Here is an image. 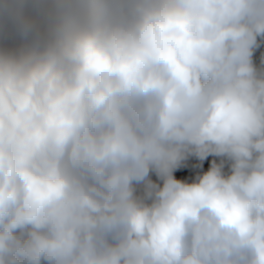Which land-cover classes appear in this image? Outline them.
<instances>
[{
  "label": "clouds",
  "instance_id": "1",
  "mask_svg": "<svg viewBox=\"0 0 264 264\" xmlns=\"http://www.w3.org/2000/svg\"><path fill=\"white\" fill-rule=\"evenodd\" d=\"M262 45L264 0H0V264H264Z\"/></svg>",
  "mask_w": 264,
  "mask_h": 264
},
{
  "label": "trees",
  "instance_id": "2",
  "mask_svg": "<svg viewBox=\"0 0 264 264\" xmlns=\"http://www.w3.org/2000/svg\"><path fill=\"white\" fill-rule=\"evenodd\" d=\"M261 52H264V45H262L260 49H257L255 53L254 59L257 64H259ZM212 159H214V157L209 156L206 160H209L211 162ZM215 159H217V162H219L220 158H215ZM202 172H204V170L200 166H196L193 163H191L189 159L188 170H187V181L191 182L193 179H195L197 174H200Z\"/></svg>",
  "mask_w": 264,
  "mask_h": 264
},
{
  "label": "rangeland",
  "instance_id": "3",
  "mask_svg": "<svg viewBox=\"0 0 264 264\" xmlns=\"http://www.w3.org/2000/svg\"><path fill=\"white\" fill-rule=\"evenodd\" d=\"M191 161V163H193L196 166H200L204 171H206L209 167H210V161L209 160H204V161H200L198 158H196L195 156H191L190 158H188L184 164H187V162ZM227 170V168H226Z\"/></svg>",
  "mask_w": 264,
  "mask_h": 264
},
{
  "label": "crops",
  "instance_id": "4",
  "mask_svg": "<svg viewBox=\"0 0 264 264\" xmlns=\"http://www.w3.org/2000/svg\"><path fill=\"white\" fill-rule=\"evenodd\" d=\"M188 163L189 161L187 162V164H184L182 167L178 168L176 171H175V176L178 178V179H183V180H187V170H188ZM152 178L154 180H156V176L153 174L152 175Z\"/></svg>",
  "mask_w": 264,
  "mask_h": 264
}]
</instances>
